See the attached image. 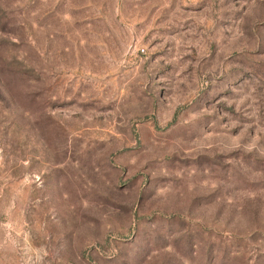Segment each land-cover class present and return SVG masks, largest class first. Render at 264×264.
<instances>
[{
	"label": "rangeland",
	"instance_id": "obj_1",
	"mask_svg": "<svg viewBox=\"0 0 264 264\" xmlns=\"http://www.w3.org/2000/svg\"><path fill=\"white\" fill-rule=\"evenodd\" d=\"M0 264H264V0H0Z\"/></svg>",
	"mask_w": 264,
	"mask_h": 264
}]
</instances>
